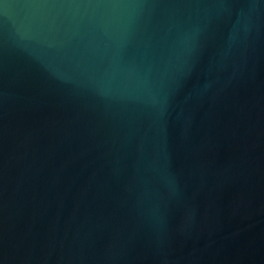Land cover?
<instances>
[{"label": "water", "instance_id": "95a60500", "mask_svg": "<svg viewBox=\"0 0 264 264\" xmlns=\"http://www.w3.org/2000/svg\"><path fill=\"white\" fill-rule=\"evenodd\" d=\"M0 264H264V0H0Z\"/></svg>", "mask_w": 264, "mask_h": 264}]
</instances>
